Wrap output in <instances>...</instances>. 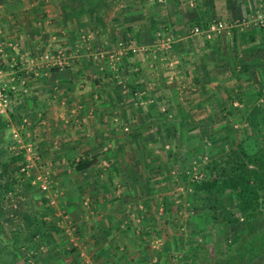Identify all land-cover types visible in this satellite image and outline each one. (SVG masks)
Instances as JSON below:
<instances>
[{
  "label": "rangeland",
  "instance_id": "1",
  "mask_svg": "<svg viewBox=\"0 0 264 264\" xmlns=\"http://www.w3.org/2000/svg\"><path fill=\"white\" fill-rule=\"evenodd\" d=\"M20 1L24 0H16V4ZM43 1L47 7L56 5L57 8L49 7L46 12L44 6L39 13L31 10L32 25L28 29L36 28L39 46L29 49L24 43L27 48L22 46L18 51L20 44L15 42L10 54L4 45L11 40H0L4 46L0 61L7 68L2 80L14 83L18 89H26L22 110L30 89L26 80L40 77L50 69L80 66L85 61L115 81L107 82L116 84V95L119 91L131 104L143 106L144 111L140 110L143 113L152 107L157 115L142 120L145 113L133 109L137 114L134 119H126L121 124L117 118L113 121L116 126L120 124L121 132L132 146L125 155L127 160L144 159L139 165L141 171L147 170L144 168L147 161L152 166L149 174L152 177L147 175L141 182L143 187L151 182L155 188L152 203H146L150 199H145L144 194L139 196V203L134 195L133 203L128 200L142 213L137 226H145L143 218L148 216L143 210L155 208V211L147 210L150 230L146 239L138 240L140 255L135 256L140 261L138 264L188 262L190 247L197 253L192 264H215L233 257L227 255L248 232L264 233V204L252 217L254 229L249 230L244 212L229 194L196 195L187 187L189 181L199 180L204 175L210 159L232 146L242 143L247 149L264 148V0ZM10 13L2 9L0 20L13 16L10 21H16L20 16ZM212 22H222L224 28L207 33L205 29ZM195 27L203 31L195 33ZM64 33L67 37L74 36L69 41L61 36ZM234 34L237 37H229ZM103 37H108L106 42H102ZM209 39H214L212 46L205 47L204 41ZM200 47L207 52L200 66L194 69L196 73L199 68L204 71L198 76V82L193 81L187 69ZM61 59L63 62L59 64ZM124 68L132 80L135 77L132 73L140 71L137 79L158 84L161 97L157 105V98L146 93L147 85L137 88L125 84ZM168 85H173L172 90L179 93L173 95ZM176 95L192 102L172 104L169 99ZM23 114L16 118L18 128L27 123V118L21 119ZM11 119L9 111L0 112V264H7V257L12 260L9 264H85L79 255L80 247L94 264H100L89 255L85 243L71 245L66 229L74 227L80 240L79 226L66 211L56 212L61 210L59 201L55 197V203L50 204L52 195L48 197L43 193L37 181L30 179L25 187L30 204L35 207L32 220L29 222L26 217L12 213V207L21 204L22 198L16 195L22 193V189L11 181V164L16 166L24 160L22 145L31 144L35 151L36 145L22 133L21 142L13 140ZM164 131L167 135L161 133ZM134 143L141 148L134 151ZM36 169H30V177L37 175ZM115 190L120 195L124 192L122 187ZM123 195H128L127 191ZM41 227L49 231L42 232ZM57 246L64 249L60 251L61 258L47 260L46 255ZM247 264H264V260Z\"/></svg>",
  "mask_w": 264,
  "mask_h": 264
},
{
  "label": "crops",
  "instance_id": "2",
  "mask_svg": "<svg viewBox=\"0 0 264 264\" xmlns=\"http://www.w3.org/2000/svg\"><path fill=\"white\" fill-rule=\"evenodd\" d=\"M16 3V0H0V12L2 9H7L8 14L13 12L11 9H14L13 14H10L14 16L20 14L19 17H16V21H10L13 16H8L3 21L0 20V40H11L19 43L18 51L22 49V46L26 47L24 43H27L29 49H32L39 42L36 28L28 29L32 25L30 21L31 10L39 13L45 6L44 11L47 12L49 7L53 9L57 6L48 5L47 7L43 0L31 2L24 0L23 2L20 1L18 5ZM199 19H203L202 12L199 14ZM65 34L61 36H66L65 39L69 41L74 36L71 34L67 37L68 35ZM229 37L235 38L237 35L234 34ZM105 38L108 37L101 38L102 42H106ZM211 40L214 39L204 41L206 44L204 46H212ZM4 46L10 54L13 52L8 44ZM205 52L207 51L203 52L202 47H200L197 57L189 64L190 68L188 67L187 70L193 81L199 82L198 76L204 72L199 68V72L196 73L194 69L200 66ZM140 69H142L141 66ZM100 71L97 67L94 69V65H89L88 62L83 61L80 66L75 64V67L68 69L54 68L46 72L42 70L43 74H40V77L26 80L30 89L27 94V102L25 100L27 104L22 110L24 116L21 115V119L27 118V123L20 128V133L26 135L36 145V151L39 155L38 163L45 167L49 175L58 184V194L55 197L59 201V209L66 211L74 223L79 226L81 239H78V244L85 243L89 255L93 259L96 258L97 263L135 264L137 262L138 264L140 261L135 257L140 255L138 240L146 239L147 232L150 230V216L147 211L150 208L143 210V213L148 216L143 218L142 224L145 226H137L139 216L142 213L135 208L136 205H130L128 200L133 203L134 195L135 199H138L137 203H139V196L144 194L145 199H150V202L146 201V203H152L155 188H152L151 182H147L146 187L141 184L144 181L143 177L145 179L147 175L152 177L149 175L152 173L150 162L145 163L144 168L146 167L147 170L141 171L139 165L145 162L144 159L127 160L125 155L130 152L132 146L128 143L126 134L121 132L120 124L126 119H134L137 115L134 110L140 114L145 113L142 120L146 116L147 118H151V116L154 118L157 115H155L152 107L151 110L143 113L142 111L145 109L143 106L136 107L131 104V101H128L129 98L122 97L119 91L116 95L114 89L117 86L111 84V81L114 83L115 81L112 78H106L105 73ZM105 71L107 73L108 69ZM124 72L126 78L123 80L126 85H136L137 88L141 86L146 88L147 85L146 93L157 98L156 105L159 103L160 87L156 82L143 81L142 78L137 79L141 74L140 71L132 73L135 76L133 80L128 76L127 69ZM108 80L111 81L107 82ZM172 87L173 85H168L173 95L176 92L179 93L172 90ZM169 101L172 104L180 102L185 105L192 102L187 99L183 100L178 95L170 98ZM171 103L169 102L170 105ZM114 118H117L119 123L121 122L118 126L114 125ZM139 118L141 119L140 116ZM161 133L167 135V131ZM8 134H10V130H8ZM138 134L140 133L138 132ZM133 147L134 151L141 148L136 143L133 144ZM77 160H85L87 167L76 169L72 163ZM6 165L9 167L8 162ZM11 165V181L15 183V186L22 189V193L16 195L19 199L22 198L21 204L14 205L12 213L16 214V217L22 215L30 222L35 211V207L30 204L27 188H25L30 179L20 177L14 169V163ZM138 174H140L141 179ZM117 187L124 188V192L127 191L128 195H123L124 192L121 195L117 194V190H115ZM150 210L155 211V208ZM28 229L30 239L32 230L30 227ZM25 231L24 229L23 233ZM41 231L47 233L49 229L41 227ZM52 249L46 255L47 260H52L55 257L61 258L60 251H64V249L60 250L58 246L54 248V251Z\"/></svg>",
  "mask_w": 264,
  "mask_h": 264
},
{
  "label": "trees",
  "instance_id": "3",
  "mask_svg": "<svg viewBox=\"0 0 264 264\" xmlns=\"http://www.w3.org/2000/svg\"><path fill=\"white\" fill-rule=\"evenodd\" d=\"M72 164L78 170L87 167L85 160H77ZM187 187L196 195L229 194L244 212L247 228L253 230L251 219L260 205L264 204V148L247 149L242 143L232 146L223 154L210 159L205 165L204 175L199 180L189 181ZM189 252L188 262L181 264L193 263L197 253L192 247ZM231 255L233 257L219 260L215 264L263 261L264 259L257 258H264V233L248 232L227 256Z\"/></svg>",
  "mask_w": 264,
  "mask_h": 264
},
{
  "label": "built area",
  "instance_id": "4",
  "mask_svg": "<svg viewBox=\"0 0 264 264\" xmlns=\"http://www.w3.org/2000/svg\"><path fill=\"white\" fill-rule=\"evenodd\" d=\"M223 28H224V24L222 22H212L208 24L205 31L207 33H211L215 31H220ZM193 30L195 33H200L203 31L200 27H195ZM8 46L14 48L15 42L10 41L8 43ZM3 48L4 46L1 43L0 51L2 50L4 51ZM120 53L122 52L120 51ZM45 57L47 58L48 55H45ZM62 62H63L62 59L61 61L58 60L59 64H61ZM6 69L7 68L2 63V61H0V112L9 111L12 114L11 120L13 121V123L11 124L14 126L11 128V135L13 140H15L16 142H21L20 128H18V126L15 125H17L16 124L17 116L22 114V107L20 106L22 104V99L24 98L26 89L25 88L18 89L14 83L11 82L10 84H7L6 82H4L2 79L3 76L5 75ZM22 146L24 147L25 150V158L24 160L16 163L15 171L17 170L23 178L26 179L29 178L32 181L33 180L37 181L38 186L43 193L47 194L48 197L52 195V197H50V204H54L55 195L57 193V183L49 175L48 171L44 169V166L38 163L39 155L35 151L34 147H32L31 144H25ZM33 167H37L38 173L35 177H30V169ZM56 212H60V214H63V212L65 211L59 210ZM63 217H67V215H64ZM66 234L69 238V242L71 243V245L77 246L78 244L77 241L79 239V236H77L76 229L72 226H68V228L66 229ZM78 250L81 259L85 264H94L91 261V259H89V257L85 256L84 248L80 247Z\"/></svg>",
  "mask_w": 264,
  "mask_h": 264
},
{
  "label": "flooded vegetation",
  "instance_id": "5",
  "mask_svg": "<svg viewBox=\"0 0 264 264\" xmlns=\"http://www.w3.org/2000/svg\"><path fill=\"white\" fill-rule=\"evenodd\" d=\"M5 263H7V264L12 263V260H11L9 257H7V258L5 259Z\"/></svg>",
  "mask_w": 264,
  "mask_h": 264
}]
</instances>
